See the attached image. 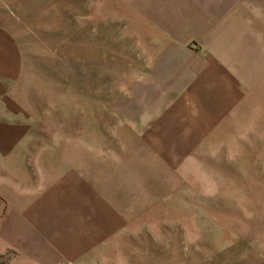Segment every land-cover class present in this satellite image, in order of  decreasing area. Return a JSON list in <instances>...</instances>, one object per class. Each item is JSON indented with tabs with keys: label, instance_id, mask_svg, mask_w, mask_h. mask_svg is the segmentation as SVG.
Segmentation results:
<instances>
[{
	"label": "rangeland",
	"instance_id": "374dc122",
	"mask_svg": "<svg viewBox=\"0 0 264 264\" xmlns=\"http://www.w3.org/2000/svg\"><path fill=\"white\" fill-rule=\"evenodd\" d=\"M140 2L0 0V264H264V55L199 60Z\"/></svg>",
	"mask_w": 264,
	"mask_h": 264
},
{
	"label": "crops",
	"instance_id": "0c3cea01",
	"mask_svg": "<svg viewBox=\"0 0 264 264\" xmlns=\"http://www.w3.org/2000/svg\"><path fill=\"white\" fill-rule=\"evenodd\" d=\"M140 5L142 13L157 21V28L170 30L169 34L163 33L169 38L166 43L204 46L205 56H197L199 60L221 62L232 70L238 61L260 60L264 55V0H141ZM29 156H21L20 164L28 158L25 161L32 163ZM10 180L17 181V175ZM36 226L38 231L32 228L28 235L22 232L20 236H45L46 242L37 248L47 254V259L77 261L91 250L77 234L66 233L59 224L57 228H43L40 223ZM50 229L59 233L52 234Z\"/></svg>",
	"mask_w": 264,
	"mask_h": 264
}]
</instances>
